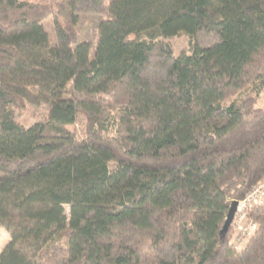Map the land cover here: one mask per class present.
<instances>
[{"label": "trees", "instance_id": "trees-1", "mask_svg": "<svg viewBox=\"0 0 264 264\" xmlns=\"http://www.w3.org/2000/svg\"><path fill=\"white\" fill-rule=\"evenodd\" d=\"M263 92L264 0H0V264H264Z\"/></svg>", "mask_w": 264, "mask_h": 264}, {"label": "rangeland", "instance_id": "rangeland-1", "mask_svg": "<svg viewBox=\"0 0 264 264\" xmlns=\"http://www.w3.org/2000/svg\"><path fill=\"white\" fill-rule=\"evenodd\" d=\"M21 1H27V2H32V3H41V4H54L58 1H62V0H21ZM55 15H52L50 18L46 19L43 22V26L45 27V29L47 30V32L50 34L51 39L54 41V30H55ZM161 41H165L167 43H169L172 48L174 53L178 56L180 54H189L190 53V39L185 36H177V37H173V38H168V39H160ZM230 101H232V99L227 100L225 103H223V105H225L226 103H229ZM257 107L264 109V92L262 93V95L260 96V98L257 101ZM47 113V110L45 107H29L28 111L25 113L24 117H23V123L26 126H30L32 124H34L37 120L40 119L41 116L45 115ZM79 129L80 125L76 126V127H70L71 130L74 129ZM110 166L113 167L114 163H110ZM264 183V182H262ZM264 208V207H263ZM256 209V208H255ZM253 209L250 214L249 217L247 218V223L249 222H255L257 224V228H258V222L251 216L253 211L255 210ZM245 222L242 224V226H245ZM229 236L228 239V243H236L239 244L241 243V247L240 249H243L247 243L249 242L251 237H245L243 238L242 234L239 233L238 227H233L232 224L230 226V229L226 235V237ZM225 237V238H226ZM10 233L3 227H0V254L1 252L4 250V248L7 246V244L10 242Z\"/></svg>", "mask_w": 264, "mask_h": 264}, {"label": "built area", "instance_id": "built-area-1", "mask_svg": "<svg viewBox=\"0 0 264 264\" xmlns=\"http://www.w3.org/2000/svg\"><path fill=\"white\" fill-rule=\"evenodd\" d=\"M264 207V183L259 182L253 187L251 192L241 201L238 202L236 212L232 220V226L238 227L239 233L243 238L251 237L257 230V224L255 222L247 223V218L250 212L255 208ZM245 222V226L242 224ZM232 248L239 250L241 243L229 244Z\"/></svg>", "mask_w": 264, "mask_h": 264}, {"label": "water", "instance_id": "water-1", "mask_svg": "<svg viewBox=\"0 0 264 264\" xmlns=\"http://www.w3.org/2000/svg\"><path fill=\"white\" fill-rule=\"evenodd\" d=\"M237 206H238V202L237 201H234L231 206H230V209H229V212H228V216H227V220L224 224V227L221 231V241H224L229 229H230V226H231V223H232V220H233V217H234V214L236 212V209H237Z\"/></svg>", "mask_w": 264, "mask_h": 264}]
</instances>
